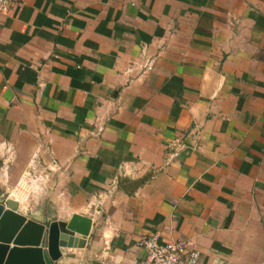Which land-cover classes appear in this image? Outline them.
<instances>
[{
    "label": "crops",
    "instance_id": "1",
    "mask_svg": "<svg viewBox=\"0 0 264 264\" xmlns=\"http://www.w3.org/2000/svg\"><path fill=\"white\" fill-rule=\"evenodd\" d=\"M6 199L91 221L56 264H149L150 236L264 264V0H17L0 15Z\"/></svg>",
    "mask_w": 264,
    "mask_h": 264
},
{
    "label": "water",
    "instance_id": "2",
    "mask_svg": "<svg viewBox=\"0 0 264 264\" xmlns=\"http://www.w3.org/2000/svg\"><path fill=\"white\" fill-rule=\"evenodd\" d=\"M118 184L130 192L140 182H130L122 175ZM17 208L12 199L0 201V264H56L63 249L73 248L71 238L76 233L81 237L89 234V219L74 217L70 223L38 221L18 213Z\"/></svg>",
    "mask_w": 264,
    "mask_h": 264
},
{
    "label": "built area",
    "instance_id": "3",
    "mask_svg": "<svg viewBox=\"0 0 264 264\" xmlns=\"http://www.w3.org/2000/svg\"><path fill=\"white\" fill-rule=\"evenodd\" d=\"M17 0H0V15L6 14ZM152 65L149 61L146 65L147 70ZM126 167L121 168V176L125 175ZM32 182L35 178L30 176ZM36 184V183H35ZM141 247L145 252L149 264H199V253L191 251L187 257L183 258L177 245L173 242L160 243L156 236L144 238Z\"/></svg>",
    "mask_w": 264,
    "mask_h": 264
}]
</instances>
